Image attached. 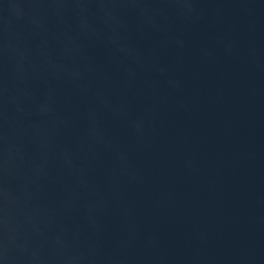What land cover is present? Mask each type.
Instances as JSON below:
<instances>
[{"label":"water","instance_id":"water-1","mask_svg":"<svg viewBox=\"0 0 264 264\" xmlns=\"http://www.w3.org/2000/svg\"><path fill=\"white\" fill-rule=\"evenodd\" d=\"M0 264H264V0H0Z\"/></svg>","mask_w":264,"mask_h":264}]
</instances>
